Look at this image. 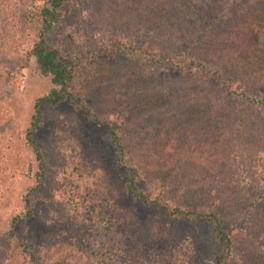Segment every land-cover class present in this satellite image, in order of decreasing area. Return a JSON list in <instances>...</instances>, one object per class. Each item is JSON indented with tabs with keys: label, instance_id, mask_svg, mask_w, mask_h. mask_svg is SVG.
<instances>
[{
	"label": "rangeland",
	"instance_id": "1",
	"mask_svg": "<svg viewBox=\"0 0 264 264\" xmlns=\"http://www.w3.org/2000/svg\"><path fill=\"white\" fill-rule=\"evenodd\" d=\"M144 2L152 5L147 0L68 1L60 8V18L45 38L57 44L60 59L75 70L77 87L88 91V97L94 99L96 96L94 106L99 110L116 112L118 115L125 110L127 121L123 117L119 118L133 124L129 126L133 132L141 126L145 128L148 120L142 118L145 110L153 114L145 139L147 142L149 138L153 141L151 150L148 152L145 150L142 155L128 154V158L133 159L137 156L138 163H143L142 158L145 156L154 180L155 175H160L161 172L162 178L156 181L157 184H161L159 188L162 191L168 187L164 195L165 200L184 210L193 208L198 211L212 210L222 218L223 225L226 226L225 223L236 221L240 205L232 208L228 204L224 184H221L220 189L218 187L214 193L206 183L211 180L213 172L220 176L229 171L220 158L221 154H228L230 162L233 163L231 165H234L237 171L241 170L239 173L242 178H246L249 183H256L255 175L243 173L242 170L248 164L255 163V160L264 159V143L258 144L256 141L257 133L264 135V116L258 119L254 113L255 111L264 114V103L261 107L256 103L251 105V119L246 121L252 122L243 125L241 118H238L241 113L239 111L235 113L228 108L231 102L223 94L218 82L210 76L204 82L194 85L195 88L191 92L192 101L187 105L192 110L190 116L195 130L184 134L181 133V127L180 137L165 136L164 129L157 122L158 118L163 120L164 116L166 127L167 121H171L172 117L176 120L181 119V109L176 110L174 105L181 107L182 100L187 98L165 95L161 89L163 83L167 80L175 81L181 74L169 67L144 72L149 80L148 86L137 91L135 87L137 73L141 69L140 60L129 57L122 50H115L112 53L101 51L104 42L110 44L115 37L122 41L125 38H134L137 41L150 32L152 35L158 34L150 23L151 14L144 10ZM39 4L40 2L35 0H0V264H24L16 244H12L9 251L3 249L4 236L10 218L22 208L21 194L26 186L34 182L33 173L36 165L30 148L25 144L24 131L34 101L51 87L48 77L39 74L33 57L28 53L33 36L31 24L25 14ZM152 15L159 16L156 13ZM223 41V47L234 53L238 43L225 39ZM223 47L214 48L218 55L222 53ZM230 83L234 89L245 92L249 97L259 98L264 92V80L262 83L256 80L248 81L237 74H231ZM135 91L138 92L140 103L144 97L143 92L148 93L145 96L152 99L149 106L144 104L145 102L141 106L133 105L132 97L135 101ZM168 103L169 106H165ZM125 104L129 105L128 110L124 108ZM165 108L169 109L166 115ZM41 110L42 121L34 135L37 144L50 147L52 151L56 146H62L57 144L61 143V139L66 140L67 144L65 149H59L54 153L55 159L51 161L35 198L32 217L17 224L15 231L31 240L33 251L45 258V264H67L65 260L71 264L73 252L77 247L72 248L68 242L71 229L67 220L61 219L60 210L66 204L65 200L69 204L74 198L61 195L64 191H57L62 182L53 181L54 169L61 164L64 157L73 154L71 148L67 149L71 145L70 141L72 142L67 141L71 134H76L83 149L91 148L89 153L93 154L97 165L104 170V178L113 177L114 180L115 154L110 140L102 129L87 122L68 100L55 107L42 106ZM156 116L158 118H155ZM242 118H248V115ZM176 150L183 157L195 162L200 170L197 176L187 178L193 181L192 187L183 186L179 193L176 192L179 190L178 185L172 186L171 180L180 184L176 178L177 173L178 179L181 180L186 172L183 168L180 171L178 163L181 162ZM85 158H80V162L85 161ZM167 160L172 162V166L167 165ZM262 168L264 167L257 169ZM117 179L115 181L120 184ZM121 197L123 205L128 207L133 216L144 219L154 213L133 203L126 194ZM211 199L226 201L227 204L217 206ZM240 216L242 219V213ZM59 217L64 225L56 223L59 222L57 220ZM263 218L264 216L260 214L255 221L261 225L264 223ZM163 221L160 230H164L165 233L167 231L166 235L171 237L164 243L161 241L162 244H155L156 247H152V251H156L160 246L175 245L184 239L183 246L190 242L192 252L190 256L188 255V264H214L213 255L222 248V245L214 238L208 222L175 218ZM235 227V233H232V248L237 254L240 252L237 257H241L244 262L247 259L251 264H264V235L261 239L250 241L244 238L241 223H237ZM231 256L236 257L234 254ZM231 264H237V261Z\"/></svg>",
	"mask_w": 264,
	"mask_h": 264
},
{
	"label": "trees",
	"instance_id": "2",
	"mask_svg": "<svg viewBox=\"0 0 264 264\" xmlns=\"http://www.w3.org/2000/svg\"><path fill=\"white\" fill-rule=\"evenodd\" d=\"M35 1H39L40 4L30 8L25 14L31 24L30 30L33 36L28 53L33 57L39 74L48 77L51 87L34 101L24 131L25 144L30 148L36 165L33 173L34 182L26 186L20 197L22 208L8 222L3 249L9 251L11 245L16 244L24 264H45V258L33 251L31 240L17 234L15 226L32 217L35 198L51 161L55 159L54 153L59 149H65L67 144L66 140L61 139V143L57 144H62L63 147L58 145L53 151L50 147L37 144L34 135L42 121L41 107H55L62 101L68 100L87 122L102 129L110 140L115 154L114 180L113 177L104 178V170L97 165L93 154L89 153L91 148L83 149L76 134H71L67 141L72 140V142L70 141L71 145L67 149L71 148L73 154L64 157V161L62 160L54 169L53 181L62 182L57 187V191H64L61 195L74 198L69 204L65 200L66 204L60 210L61 219L65 218L71 229L68 242L71 243L72 248L77 247L73 252L71 264H188V257L192 252L190 242L183 246L184 239L175 245L160 246L155 248L156 251L151 250L152 247H156L155 244H162L161 241L164 243L171 237L166 235L167 231L166 233L164 230L161 231L160 227L164 223L163 220L173 218L189 221L199 219L208 222L214 238L222 245V248L213 255L214 264H231L234 261H237V264H251L247 259L244 262L241 257H237L240 252L237 254L235 250L233 251L232 233H235V225L241 223L244 238L255 241L264 235V223L259 225L255 221L260 214L264 216V168L257 169L264 167V159L255 160V163L248 164L242 170L243 173L255 175L256 183H249L246 178L240 176L241 170L237 171L235 166L231 165L233 163L230 162L228 154L220 155L229 171L220 176L217 172H213L211 180L206 185L215 193L217 188L224 184L228 204L232 208L240 205L236 213V221L225 223L226 226L223 225L222 218L212 210L198 211L194 208L184 210L167 202L164 195L168 187L162 191L159 188L161 184H157L156 181L162 178L161 172L160 175H155L154 180L145 156L142 158L143 163H138L137 156L133 159L128 158V154L142 155L145 150L146 152L151 150L153 141L149 138L147 142L145 139L150 128V117L153 118V114L143 110L142 118H148L146 126L145 128L141 126L133 132L129 127L133 124L125 122L127 113L125 110L118 115L116 112L99 110L94 106L96 96L94 99L88 97V91L77 87L75 70L60 59L57 44L45 38L59 20L62 5L71 0ZM147 1L152 5L144 2L143 7L148 14H151L150 23L158 34L152 35L150 32L137 41L134 38H125L122 41L115 37L110 44L104 42L101 51L112 53L115 50H122L129 57L140 60L141 69L138 70L135 87L137 91L148 86L149 80L144 72L169 67L181 74V77L175 81L167 80L161 89L165 95L187 98L182 100L181 107L174 105L176 110L181 109V119L176 120L172 117L171 121H167L166 127L164 116L163 120L155 117L164 129L165 136L180 137L181 127V133L184 134L195 130L190 116L192 110L187 105L192 101L191 92L195 88L194 85L204 82L210 76L218 82L223 94L231 102L228 108L235 113L237 111L241 113L238 118H241L243 125L252 122L246 121L251 119V105L256 103L261 107L264 103V92L259 98L249 97L245 92L237 91L231 86L230 75L237 74L248 81L256 80L260 83L264 80V0ZM153 13L159 16H154ZM224 39L238 43L234 53L223 47ZM216 46L223 47L219 55L214 49ZM134 93L133 105L141 106L145 102L144 104L149 106L152 102L149 96H145L147 92H143L141 103L138 92ZM169 103L165 106H169ZM128 106L125 104L124 108L128 110ZM168 111L169 109L165 108L164 114L166 115ZM170 112H172L171 108ZM254 113L258 119L264 116L259 112L254 111ZM244 115H248V118L243 119ZM256 137L258 144L264 143L263 134L257 133ZM176 153L181 162L178 163L181 167L180 171L183 168L186 172L181 180L178 179L177 173L176 178L180 184L171 180L172 186L178 185L179 190L176 192L179 193L183 186L192 187L193 181L187 178L197 176L200 170L195 162L183 157L177 150ZM83 157H86L88 162L86 160L80 162V158ZM226 159L229 162L225 161ZM213 164L212 162L211 167ZM167 165L172 166V162L167 160ZM148 166L149 168H146ZM116 179L120 184L115 181ZM125 194L133 203L154 213L144 219L131 215L130 210L121 200V195ZM211 200L217 206L227 204L226 201ZM60 217L57 218L59 222L56 223L64 225ZM233 254L236 257H232ZM65 262L69 263L67 260Z\"/></svg>",
	"mask_w": 264,
	"mask_h": 264
}]
</instances>
